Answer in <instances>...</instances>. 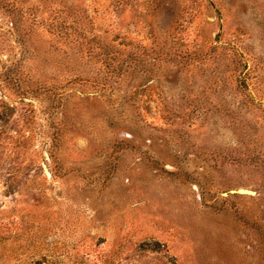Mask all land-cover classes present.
I'll use <instances>...</instances> for the list:
<instances>
[{"label":"rangeland","instance_id":"1","mask_svg":"<svg viewBox=\"0 0 264 264\" xmlns=\"http://www.w3.org/2000/svg\"><path fill=\"white\" fill-rule=\"evenodd\" d=\"M0 264H264V0H0Z\"/></svg>","mask_w":264,"mask_h":264},{"label":"trees","instance_id":"2","mask_svg":"<svg viewBox=\"0 0 264 264\" xmlns=\"http://www.w3.org/2000/svg\"><path fill=\"white\" fill-rule=\"evenodd\" d=\"M132 56H133V54H126V58H128V59H132ZM132 60H135V59H132ZM130 67H132V66H130ZM130 67L126 66L125 70L128 71V69ZM134 67H136V66H134ZM122 68H123L122 66H118V68L116 67V70L120 72L122 70Z\"/></svg>","mask_w":264,"mask_h":264},{"label":"water","instance_id":"3","mask_svg":"<svg viewBox=\"0 0 264 264\" xmlns=\"http://www.w3.org/2000/svg\"><path fill=\"white\" fill-rule=\"evenodd\" d=\"M241 194H251L249 191H244V190H241L239 191Z\"/></svg>","mask_w":264,"mask_h":264}]
</instances>
